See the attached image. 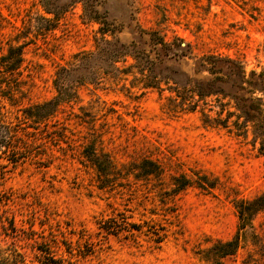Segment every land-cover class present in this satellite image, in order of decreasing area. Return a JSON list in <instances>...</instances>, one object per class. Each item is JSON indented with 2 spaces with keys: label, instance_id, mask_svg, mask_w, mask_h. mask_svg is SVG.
<instances>
[{
  "label": "rangeland",
  "instance_id": "rangeland-1",
  "mask_svg": "<svg viewBox=\"0 0 264 264\" xmlns=\"http://www.w3.org/2000/svg\"><path fill=\"white\" fill-rule=\"evenodd\" d=\"M55 1L65 5L57 15L41 0H0V56L9 43H25L22 92L13 100L0 94V129L8 131L0 132V216L21 228L32 218L45 233L48 226L39 223H69L93 238L96 219L114 211L159 235L164 227L159 244L144 233L110 235L94 255L64 254L63 264H264V207L241 230L234 254L204 260L209 247L236 233V202L264 190V156L250 134H235L229 96L199 94L228 92L216 81L225 67L212 59L236 61L246 74L264 70V0ZM85 4L99 18H87ZM80 53L96 56L67 74L72 81L89 75L74 84L76 97L43 122L25 121L22 109L53 98L58 70L75 67ZM257 95L264 99V92ZM90 143L118 163L151 159L163 177L118 178L98 188L94 170L82 163ZM178 175L193 185L169 195V180ZM9 243L0 235V248ZM17 244L33 264L29 248Z\"/></svg>",
  "mask_w": 264,
  "mask_h": 264
},
{
  "label": "trees",
  "instance_id": "trees-1",
  "mask_svg": "<svg viewBox=\"0 0 264 264\" xmlns=\"http://www.w3.org/2000/svg\"><path fill=\"white\" fill-rule=\"evenodd\" d=\"M47 13L57 15L65 5H57L55 0H41ZM86 6V7H85ZM92 8V7H91ZM84 13L87 18L95 20L98 17L97 12L90 9L87 4L84 5ZM20 36L14 37L15 40ZM13 39V40H14ZM108 43V41H104ZM24 42L8 44L5 53L0 56V94L10 100L15 99V92L21 93L20 82L17 81L20 75V68L23 63ZM117 52L112 54L111 62L119 56ZM96 55L92 53H80L76 55V61L79 62L75 67L67 69L61 67L53 81L56 94L53 98L46 101L31 104L22 109V118L30 121L32 124L43 122L54 115L59 105L67 102L69 97L74 95V84H81L88 79V73H82L75 76L74 81L67 77L70 71H79L83 68L82 64L92 61ZM213 63L218 64L217 69L224 68L222 76L216 77L217 82L225 83L228 86V92L221 88H207V91H199L200 95L224 94L229 96L237 111L238 119L233 122L235 134L244 138L250 134V143L255 147L259 155L264 156V99L258 96V93L264 92V70L256 73L250 71L245 73L240 63L229 59H212ZM89 74L94 76V72L86 69ZM215 72V71H214ZM8 80V81H7ZM216 82V83H217ZM209 84V83H208ZM207 84V85H208ZM76 97V95H74ZM222 125V123H219ZM1 126V125H0ZM225 126V125H223ZM4 127V126H2ZM1 127V128H2ZM5 128V127H4ZM2 130V131H1ZM0 132L7 137L8 131L0 129ZM9 136V135H8ZM14 147L12 150L16 151ZM21 154V153H20ZM83 157L82 163L88 164L95 172L98 188H111L118 184V178L128 179L131 177L136 181H159L163 177L162 167L155 161L145 158L138 162L118 163L113 160L109 153L102 150H96L94 143L87 144L81 151ZM134 183V182H130ZM192 181L185 175L172 176L169 180L168 193L174 195L186 187L192 186ZM211 187V186H210ZM202 188V187H200ZM162 190V189H160ZM161 194V193H160ZM236 212L238 217V227L236 233L231 239L224 242H217L208 248L204 260L216 262L217 259L227 255L234 254L240 244L241 230L249 224L252 216L264 207V190L262 193L251 200H240L236 202ZM132 215H126L121 211H114L110 215H100L96 219V232L94 238L87 233L84 228L79 230L72 229L69 223L58 225L53 228L50 223H39L40 228L44 224L48 227L47 232L44 228L40 231L34 229V220L31 218L27 228L18 227L14 218L7 215L0 216V235L10 239V243L5 248H0V264H26V254L18 249L17 241H23V245L28 247L32 255L31 263L35 264H63L66 255H77L82 258L94 255L100 248L101 240L112 235L123 238H134L135 233L148 234L155 244H159L165 237L164 227H160L162 232L156 231L153 225L148 223L139 224L130 220ZM146 226L143 231L142 227ZM155 236V237H154ZM74 237V239H73Z\"/></svg>",
  "mask_w": 264,
  "mask_h": 264
}]
</instances>
